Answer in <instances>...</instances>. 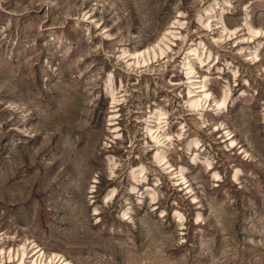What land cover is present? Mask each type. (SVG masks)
I'll use <instances>...</instances> for the list:
<instances>
[{
	"label": "rangeland",
	"instance_id": "obj_1",
	"mask_svg": "<svg viewBox=\"0 0 264 264\" xmlns=\"http://www.w3.org/2000/svg\"><path fill=\"white\" fill-rule=\"evenodd\" d=\"M0 264H264V0H0Z\"/></svg>",
	"mask_w": 264,
	"mask_h": 264
}]
</instances>
